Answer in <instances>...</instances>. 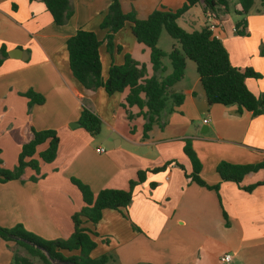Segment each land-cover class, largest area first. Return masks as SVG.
<instances>
[{
  "label": "crops",
  "instance_id": "crops-1",
  "mask_svg": "<svg viewBox=\"0 0 264 264\" xmlns=\"http://www.w3.org/2000/svg\"><path fill=\"white\" fill-rule=\"evenodd\" d=\"M69 2L72 16L63 25H56L42 0H0V47L4 45L7 52L0 66L2 165L12 168L16 164L28 137L23 130L29 121L37 130H57L60 138L56 158L40 164L42 176L38 180L30 179L34 172L27 168L23 181L0 183V226L21 224L47 240L67 238L73 230L71 215L84 205L70 177L97 193L103 188L127 190L129 181L142 170L145 177L133 187L127 207L104 209L95 226L85 224L97 233L92 237L96 246L91 257L105 254L106 264H225L220 257L230 253L233 257L228 264H264V183L250 191L243 189L263 180L264 170L245 174L240 183L223 181L216 171L222 161H264V114L253 115L235 104H208L196 66L186 61L183 77L170 87V93L184 96L183 101L174 105L168 100L144 138L139 108L122 106L128 88L108 94L98 87L85 94L68 64L66 40L77 29L91 30L99 40L104 39L106 29L100 28V22L110 0ZM183 2L120 0L125 12L134 10L139 18L160 7L178 9ZM252 7L240 15L236 0H230L229 11L210 21L202 3H196L178 18V24L192 32L210 21L230 63L240 71L250 67L259 74L245 83L254 95H260L264 93L263 0L259 8ZM241 20L246 21L245 35L233 30ZM162 36L161 32L157 44L168 53L177 42ZM163 40L167 42L160 47ZM112 41V53L105 42L99 47L103 79L110 64H121L125 53L145 65V77L154 74L150 49L136 41L129 24ZM166 58L158 77L172 70ZM28 88L41 93L44 102L28 109V99L20 94ZM82 107L100 117L98 134L92 136L80 124H72L79 122ZM186 139L201 163L200 177L208 185H217V192L186 176L192 169L183 152ZM97 148H104V152H97ZM160 166L164 167L157 172L148 171ZM77 253L64 251L65 256ZM14 254L27 256L15 242L0 238V264H14Z\"/></svg>",
  "mask_w": 264,
  "mask_h": 264
},
{
  "label": "trees",
  "instance_id": "trees-1",
  "mask_svg": "<svg viewBox=\"0 0 264 264\" xmlns=\"http://www.w3.org/2000/svg\"><path fill=\"white\" fill-rule=\"evenodd\" d=\"M45 9L50 13L56 25H63L72 16L73 10L69 0H42ZM202 3L205 14L210 13L218 18L220 13L229 11L230 0H184L182 6L172 10L165 7L154 9L145 18H139L134 10L125 12L120 0H110L107 12L104 14L100 28L106 29L103 40L87 29L79 28L66 40L68 64L73 77L82 86L85 94H91L98 87L104 88L106 93L122 92L128 88L123 107L136 105L144 119L143 137H147L152 125L158 122L161 112L167 107L171 99L174 105L183 101L182 94L170 93V87L181 80L184 75L186 61L195 63L199 80L206 94L208 104L237 105L239 110L250 111L253 115L264 114V93L254 95L247 87V78H258L259 74L252 68L243 71L234 67L229 55L219 38L205 25L201 30L187 32L178 24V18L192 5ZM239 5L236 12L246 14L254 4V0H236ZM264 5V0H263ZM126 24L130 25L131 32L137 42L143 43L150 49V62L154 74L145 77L146 67L134 60L129 53H125L121 64L111 63L107 77L102 78L99 47L105 42L108 52L113 51V37ZM246 21L241 20L236 25L235 33L245 35ZM162 29L177 42L166 53L158 46V39ZM121 46L117 45V51ZM167 56L172 70L169 74L158 77V72L164 71L162 59ZM7 57L4 45L0 47V66ZM20 94L28 99V109L34 104H42L44 96L32 88ZM128 119L132 115L128 112ZM90 135L100 132V117L82 107L78 119ZM28 137L23 141L17 156V162L12 168L2 165L0 159V183L11 180L23 181L22 177L28 168L34 173L32 181L38 180L40 164L51 163L57 155L60 138L55 129L47 128L37 130L31 122L23 130ZM45 144L43 150H38ZM183 152L192 165L191 172L186 176L199 186L218 191L217 185H208L200 177L201 163L196 156L191 142L186 139ZM1 153V150H0ZM164 166L155 167L148 171L157 172ZM264 170V161L257 164H235L226 161L218 163L216 171L223 181L240 183L243 176L249 172ZM146 171H138L137 178L129 181L127 190L116 188H103L94 193L90 187L76 177H70L72 184L80 192L84 205L71 215L73 230L67 238L47 240L27 231L21 224L12 227L0 226V238L15 242L23 248L27 256L14 254V264H54L52 262H67L64 264H106L108 256L91 257L90 252L95 248L96 242L92 238L97 236L94 229L85 226L90 222L92 226L100 220L104 209L121 210L127 207L132 199L133 187L143 181ZM264 183V179L254 185L243 186L250 191L254 186ZM219 199V196H218ZM220 201V200H219ZM224 217H226L223 211ZM77 250V254L64 255V251ZM31 258L38 260L34 263Z\"/></svg>",
  "mask_w": 264,
  "mask_h": 264
},
{
  "label": "built area",
  "instance_id": "built-area-1",
  "mask_svg": "<svg viewBox=\"0 0 264 264\" xmlns=\"http://www.w3.org/2000/svg\"><path fill=\"white\" fill-rule=\"evenodd\" d=\"M221 14H222V13H221ZM206 16L208 17V19H209L210 21H215V20H216V19L214 18V16L211 15L210 13H207ZM217 19H218V18H217ZM219 19H220V18H219ZM210 21L208 22L207 26H208V28H209L210 30H212L213 27H212L211 24H209ZM233 30H234V32H235V31H236V28L234 27ZM203 121L206 122V119H204ZM96 151H97V152H104V148H97ZM232 257H233L232 254H230V253H225V254L221 255V257H220V262L225 263V264H228V263L232 260Z\"/></svg>",
  "mask_w": 264,
  "mask_h": 264
},
{
  "label": "rangeland",
  "instance_id": "rangeland-1",
  "mask_svg": "<svg viewBox=\"0 0 264 264\" xmlns=\"http://www.w3.org/2000/svg\"><path fill=\"white\" fill-rule=\"evenodd\" d=\"M261 1L262 0H254V5L252 8H259L260 7V4H261ZM162 39H167V41H170L171 37L167 34L166 30L165 29H162ZM164 37V38H163ZM166 40H163L161 43H160V47L161 46H165V43L167 42ZM158 46V44H157ZM159 47V46H158ZM164 61H166L168 63V65H170V60L169 58L167 57ZM187 61H190V63H192V65H195V63L191 60H187ZM195 71V70H194ZM196 73V72H195ZM34 260V259H33ZM37 261V259H36Z\"/></svg>",
  "mask_w": 264,
  "mask_h": 264
},
{
  "label": "water",
  "instance_id": "water-1",
  "mask_svg": "<svg viewBox=\"0 0 264 264\" xmlns=\"http://www.w3.org/2000/svg\"><path fill=\"white\" fill-rule=\"evenodd\" d=\"M18 51H21L20 49H17ZM24 52V51H23ZM10 56H12V53H8ZM24 55L26 56V52H24ZM72 124H75V125H79L80 123L79 122H76V123H72ZM57 264H64V263H67V262H56Z\"/></svg>",
  "mask_w": 264,
  "mask_h": 264
}]
</instances>
